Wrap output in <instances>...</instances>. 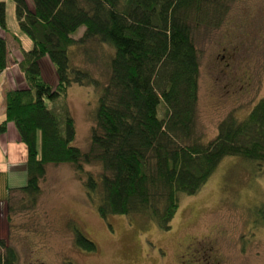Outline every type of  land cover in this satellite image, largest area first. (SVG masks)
Segmentation results:
<instances>
[{"label": "trees", "instance_id": "16d2710c", "mask_svg": "<svg viewBox=\"0 0 264 264\" xmlns=\"http://www.w3.org/2000/svg\"><path fill=\"white\" fill-rule=\"evenodd\" d=\"M13 1L18 25L34 46L19 63L27 87L5 93L0 134L8 122L15 125L26 150L19 189L33 201L46 164H72L81 178L84 164L98 163L101 172H84L82 185L100 217L138 214L167 230L179 196L195 194L224 157L249 164L254 178L264 175V98L242 118L224 117L208 141L194 136L199 59L192 29L217 24L231 0H33V10ZM0 29H6L3 1ZM92 41L112 50L103 83L71 62L74 48L88 54ZM6 53L0 34V72ZM43 56L55 68L54 85L41 76ZM72 83L97 92L87 150L71 144L76 131L69 111L47 105L65 98ZM252 212L254 222L264 224V200ZM69 228L77 248L96 249L76 223ZM15 259L0 240V264Z\"/></svg>", "mask_w": 264, "mask_h": 264}, {"label": "rangeland", "instance_id": "374dc122", "mask_svg": "<svg viewBox=\"0 0 264 264\" xmlns=\"http://www.w3.org/2000/svg\"><path fill=\"white\" fill-rule=\"evenodd\" d=\"M192 38L199 59L194 136L206 142L224 117L242 118L264 98V0H231L217 24L193 28ZM87 49L90 60L74 48L71 62L105 82L111 48L92 41ZM66 94L47 105L69 111L71 144L87 150L97 92L72 83ZM83 169L101 172L98 163ZM84 172L78 178L72 164H46L35 201L0 174V240L15 251V264H264V224L252 212L264 200V175L254 178L241 159L224 157L195 194H181L167 230L138 214L100 217ZM69 222L95 242L94 251L73 244Z\"/></svg>", "mask_w": 264, "mask_h": 264}, {"label": "crops", "instance_id": "0c3cea01", "mask_svg": "<svg viewBox=\"0 0 264 264\" xmlns=\"http://www.w3.org/2000/svg\"><path fill=\"white\" fill-rule=\"evenodd\" d=\"M5 3L6 29H0V34L6 41V67L0 72V122L4 119L5 93L8 90L27 87V83L19 63L23 60L24 52H29L33 46L31 36L22 31L15 15V3L13 0H0ZM27 8L33 10V0H24ZM83 28L77 33L81 35ZM42 78L43 74H50L51 85L56 84L55 68L47 56L38 60ZM52 82H54L52 84ZM26 150L20 141L18 131L12 122L6 124V129L0 134V174H6L9 187L22 186L26 180L25 171Z\"/></svg>", "mask_w": 264, "mask_h": 264}]
</instances>
